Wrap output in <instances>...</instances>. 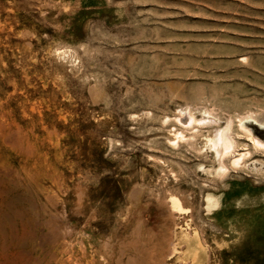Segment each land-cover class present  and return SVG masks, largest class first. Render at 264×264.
<instances>
[{
  "label": "rangeland",
  "instance_id": "obj_1",
  "mask_svg": "<svg viewBox=\"0 0 264 264\" xmlns=\"http://www.w3.org/2000/svg\"><path fill=\"white\" fill-rule=\"evenodd\" d=\"M189 114L264 122V0H0V264H264V168Z\"/></svg>",
  "mask_w": 264,
  "mask_h": 264
},
{
  "label": "bare ground",
  "instance_id": "obj_2",
  "mask_svg": "<svg viewBox=\"0 0 264 264\" xmlns=\"http://www.w3.org/2000/svg\"><path fill=\"white\" fill-rule=\"evenodd\" d=\"M65 49H68V48L66 47ZM65 56H67V55H65ZM67 61H69V60H67ZM74 68H75V65H74ZM188 113H189V111H188ZM202 115H205L207 117V116L210 115V113L205 111ZM182 116H184V115H182ZM175 118H177V117H175ZM201 118H202V116H201ZM198 121L199 120H197L196 117L193 114H189V120L186 121L188 124L183 122V123H181V126H182L183 129H186L184 131H187V130H191L192 131V129L194 131L195 128H197V129L199 128V129H202V130L205 129V128H208V129H211V130L214 129L213 133L212 134H208L207 133L208 136H206V138L204 139V149H206L207 153H209L211 155V159H212V161H210V168L209 169H203L204 173H206L207 175H210L212 177L213 176H218V178L222 177V178L226 179V178L229 177V174L231 172H233V173L236 172L237 173L239 170L245 168L247 162L249 163L250 161H254V162L258 163L257 165L263 166V168H264V140L260 139L249 127H247V124L250 123V126H254L255 127V131L256 132H258V133H261L262 131L264 132V122L263 121H259V120L255 119V118L253 119L252 117H246V118H243L240 121H238L239 125L236 126V127L233 126L234 123H232L233 125L229 123V125H227L226 127H222L220 122H219L220 124H217L214 121H212V119H210V118L207 119V120L205 119V121H204V123H202V125H198L197 126V124L202 122V120L200 122H198ZM176 123L174 122L175 125H176ZM178 124H180V123H178ZM259 128H260V130H259ZM179 130H180V128H179ZM176 131H177V128L175 129V133H176ZM172 132L174 133V131H172ZM202 132H201V134H202ZM24 133H23V135H25ZM30 133H31V131H30ZM178 133H177L176 137H180L181 138L182 134L185 133V132L181 133V132L178 131ZM199 133L200 132H198L197 134H199ZM191 134H193V133H191ZM197 134H195V135L197 136ZM11 135L13 136V134H11ZM193 136L194 135H192V137ZM187 137L189 138L190 136H187ZM6 138H8V137H5V139ZM8 139H10V138H8ZM11 139H13V141H15L14 136ZM200 139L202 140V138H200ZM16 140L18 141V139H16ZM195 140H197V139H195ZM3 141H5V140H3ZM17 141H15V142H17ZM175 141L177 142V140H175ZM189 142L190 141H188V143ZM194 143H196V142H194ZM196 144H198V143H196ZM196 144L195 145L192 144L191 146L195 147V146H197ZM185 146H188V145H185ZM204 155L205 154H203V156ZM206 200L209 203L212 202V198L211 197H208ZM169 202H170V205H172L175 209H177V210H179L181 212L186 210L181 205L180 200L177 197H175V196L170 197ZM189 236H191V235L189 234ZM188 246L190 248V245H188ZM192 246H194V245H192ZM189 252H190V250H189ZM197 255H198V253H197ZM194 256H196V253L194 254ZM200 259H202V257ZM95 264H97V262Z\"/></svg>",
  "mask_w": 264,
  "mask_h": 264
}]
</instances>
